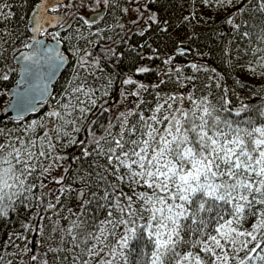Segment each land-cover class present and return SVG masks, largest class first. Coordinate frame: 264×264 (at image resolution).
Returning <instances> with one entry per match:
<instances>
[{"label":"snow or ice","instance_id":"snow-or-ice-1","mask_svg":"<svg viewBox=\"0 0 264 264\" xmlns=\"http://www.w3.org/2000/svg\"><path fill=\"white\" fill-rule=\"evenodd\" d=\"M159 3L0 0V264H264V0Z\"/></svg>","mask_w":264,"mask_h":264},{"label":"trees","instance_id":"trees-1","mask_svg":"<svg viewBox=\"0 0 264 264\" xmlns=\"http://www.w3.org/2000/svg\"><path fill=\"white\" fill-rule=\"evenodd\" d=\"M179 2L180 0H160L159 4H154V5H149L150 8H152L154 11H158V15L161 21L165 20V19H170V16L172 15V17L177 16L178 14L181 16V11L179 9ZM13 11L17 12L16 17H14V20L19 22V18L21 15H25V13L27 12L26 8L21 7L20 5H17ZM184 14H187V12L185 11ZM108 14L105 15V19L107 20L108 23H111L112 20L111 19H107ZM27 18V17H25ZM219 18V17H218ZM177 21H174L173 25H175ZM104 22H101L100 26H103ZM198 33L200 34V43L207 45L208 47H211L213 49H216V45H217V41L215 38L209 37L208 32L209 30L206 28H198L197 29ZM185 33V30L183 28L180 29H176L175 31H173V35L169 36L166 35L164 33H161L159 31H157L156 26L153 25L152 26V30L148 33H146L145 37H140L138 35H133L131 37V39L128 40V44L136 46L139 43H143L145 40L148 41L149 44L152 45V47H156L159 48L160 52L163 53H167L169 52H173L174 48H175V43L174 41L176 40L177 36H183ZM117 39H119L118 37H116ZM118 51H125V53L127 54V44H122L118 49ZM147 51V50H146ZM189 59H191V57H189ZM183 62L181 60L180 57H177V63H181ZM9 63H11V60L9 59ZM128 61H125V64H127ZM145 63H147L145 61ZM157 63H159V61H157ZM211 63V61H210ZM217 66H219V62H217ZM223 70V69H221ZM236 75L240 76V78L242 80H247L248 78L246 76L241 75L239 72L236 73ZM229 83H231V81H229ZM249 83H253V84H258V81H249ZM2 90V89H0ZM241 95L242 96H247L248 93L241 91ZM7 102V99H4L1 101V106H3L5 103ZM0 106V107H1ZM7 122V121H5Z\"/></svg>","mask_w":264,"mask_h":264},{"label":"rangeland","instance_id":"rangeland-1","mask_svg":"<svg viewBox=\"0 0 264 264\" xmlns=\"http://www.w3.org/2000/svg\"><path fill=\"white\" fill-rule=\"evenodd\" d=\"M108 17H107V19H111V16L110 15H107ZM180 17V15L178 14L177 16H174V17H172V15L170 16V19L172 20V23H174V21H177L178 20V18ZM217 19H219V18H217ZM169 32L171 33V36L173 35V29H169ZM168 54H171L172 52H167ZM3 100V98H0V104H1V101ZM1 106V105H0ZM2 107V106H1ZM0 107V108H1ZM78 187V186H77ZM72 195H75V193H73ZM65 203H71V200L69 199V200H65Z\"/></svg>","mask_w":264,"mask_h":264},{"label":"water","instance_id":"water-1","mask_svg":"<svg viewBox=\"0 0 264 264\" xmlns=\"http://www.w3.org/2000/svg\"><path fill=\"white\" fill-rule=\"evenodd\" d=\"M12 86H14V84L12 85ZM7 104V102L4 104V105H6ZM4 105L1 107V108H3L4 107ZM7 121V120H6Z\"/></svg>","mask_w":264,"mask_h":264},{"label":"flooded vegetation","instance_id":"flooded-vegetation-1","mask_svg":"<svg viewBox=\"0 0 264 264\" xmlns=\"http://www.w3.org/2000/svg\"><path fill=\"white\" fill-rule=\"evenodd\" d=\"M14 78H16V77H14Z\"/></svg>","mask_w":264,"mask_h":264}]
</instances>
